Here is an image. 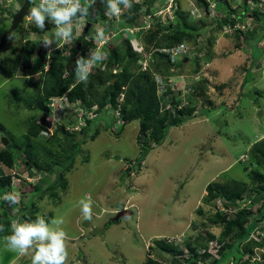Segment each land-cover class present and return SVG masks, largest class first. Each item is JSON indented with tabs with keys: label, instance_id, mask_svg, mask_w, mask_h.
<instances>
[{
	"label": "rangeland",
	"instance_id": "374dc122",
	"mask_svg": "<svg viewBox=\"0 0 264 264\" xmlns=\"http://www.w3.org/2000/svg\"><path fill=\"white\" fill-rule=\"evenodd\" d=\"M153 1L158 2L160 8L165 11L162 22L168 18L174 25L175 9L179 6L187 13L189 22L196 25H199L200 21L203 22L204 28L199 27L201 34L198 37L195 34L193 38L183 41L191 50L188 60L184 62L182 58L175 59L173 67H167V70L161 73L179 82L182 90L178 100H184L185 96L188 101L191 97L189 94L185 95L182 88L185 83H192L191 80H197L196 77L200 80L206 79L210 84L209 98L217 107L212 111L202 109L206 103L198 102L192 116L196 117H187L186 122L180 126L168 129L166 138L160 144H152L150 141L152 149L141 162L140 170L132 169L130 172H127L128 164L125 159L138 158L143 142V136L139 137L138 122L118 125L114 121L115 116H112V112L107 108L103 113L99 112L105 120L106 128L102 125L93 140L86 139L82 144L81 151L74 158L73 167L65 172L66 190L58 189L54 196L44 191L41 198L40 192L34 194L37 213L45 214L46 219L59 216L64 220L62 227L67 233V264H139L148 256L159 260L168 259L169 254L162 251L154 241L158 236L183 238L184 247L188 241L191 244H205L211 241L210 244L215 246L220 231V226L214 225L219 220L217 212L230 214L232 218L234 212L243 206L250 211L249 217L253 218L258 216L264 207V198L263 204L259 201L253 203L249 197L239 201L237 206L230 204L225 207L221 201L224 199L220 197L212 204L204 203L205 188L213 182L223 183L235 179L244 181L248 189H252L253 183L247 173L253 170L254 165L245 163L241 158L255 141L264 138V37L256 45L258 55L257 52L252 53L250 43L243 41V38H250V7L258 6L257 3L249 0L250 7L246 9L247 16L242 23L221 27L217 22L225 11H222L221 5L215 0H208L210 7L208 6L207 16L195 7L193 0ZM81 2L85 3L84 0ZM240 3L241 0H236L230 1L229 4L232 8L240 7L244 10ZM5 4L12 3H9V0H0V32L9 28L12 13L18 9V6L16 8L12 5L8 12L3 11ZM259 7L261 8L260 4ZM106 8V3H102L91 30L96 24L104 23L103 20L107 17ZM154 10L156 9L150 7L147 13L153 16ZM155 20H159L157 15L150 19V24H155ZM126 25L120 22L108 27L109 31L117 34L112 46H122L121 43L127 41L133 45V49L136 45L139 46L140 42V48H144L142 38L122 31ZM261 29L258 28L256 34H259ZM35 30L33 24L24 20L8 42L0 47V148L13 143L19 137L22 138L27 131L26 122L39 115L38 110L29 107L27 103L35 94L33 88L38 80L30 75L36 70L29 72L21 67L14 69L13 66L16 51H20L22 45L25 46L23 40L51 37L56 28L51 23L40 32ZM236 30H241V37L236 36ZM148 49L145 51L150 53L151 57L153 48ZM151 58H154L151 59V65L155 64V57ZM33 65L40 66L41 63L34 60ZM249 67L250 79L241 86ZM178 89L179 87L173 89L174 94ZM239 90L245 96L239 100L236 108H231L238 98ZM13 93L19 94L20 97H15ZM172 95L173 93L165 96L161 102L164 107H168ZM164 107H161V111H164ZM201 111L205 114H200ZM86 114L95 116L88 112ZM104 120L100 123L103 124ZM81 124L84 125L85 122L79 121L78 125ZM113 125L118 127L113 128ZM3 137L8 140L4 146ZM74 137L78 140L81 136ZM46 147L51 151L48 155L60 165H63L70 155L64 150L61 141L57 144H47ZM10 148L16 152L17 160H21L24 156L21 151H16L14 146ZM22 168L32 176L30 181L33 183H22L17 187L14 185L13 191L19 194L20 203L11 207L10 217L19 214L20 208L27 205L26 200L33 190L46 184L39 180L43 174H37L34 167L28 170L23 166ZM55 177L52 176L53 179ZM86 196H91L93 201L91 221L84 220L78 204V201ZM261 204L262 207L259 208ZM124 207L130 208L133 214L112 222L116 212ZM199 207H202V213H199ZM263 219L260 214L256 223L264 225ZM252 229L253 227L250 228ZM209 231L215 235L212 240H209ZM232 241L235 242L236 239ZM238 250L245 251L244 244L236 243L233 252L223 264H231L234 261L233 254ZM215 251L216 248L213 247L211 252ZM30 256L31 254L22 256L8 250L3 243V237H0V264H31Z\"/></svg>",
	"mask_w": 264,
	"mask_h": 264
},
{
	"label": "trees",
	"instance_id": "16d2710c",
	"mask_svg": "<svg viewBox=\"0 0 264 264\" xmlns=\"http://www.w3.org/2000/svg\"><path fill=\"white\" fill-rule=\"evenodd\" d=\"M193 1L194 4L203 11V14L207 16L206 12L208 11L209 6L208 0ZM215 1L221 5L222 11H225V14L222 15L221 19L217 22L221 27L226 26V24L232 27L238 23H242L243 19L247 16L245 13L246 9L250 7L249 0H241L240 5L243 6L244 10L240 9V7H231L229 4L230 1L235 2L236 0ZM254 1L258 6L253 5L250 7L252 10L251 31L248 32L250 38H243V41L250 43V46L253 49L252 53L255 54L257 52L258 55L259 51L256 48V45L264 37V1ZM153 3V0H145L143 2L144 5H147L143 15L150 11V7ZM259 4L261 5V8L259 7ZM139 8L140 6L133 5L130 9L126 19L128 24H137L139 22L140 17L136 16ZM175 17L176 23L174 25L168 19L165 22L160 20L155 24L153 23L152 27L142 36L145 50L148 51V48H153V55L151 53L150 56H154L156 59V63L152 65L151 60H149V66L145 69H142L141 63H139V61L143 60L142 55L136 53L129 42L124 41L121 43L123 48L120 45L118 47L112 46L108 49L106 61L103 62L104 67H99L95 73H91L87 83H81L77 82L75 79V73L73 71L74 64L70 72L65 74L66 58L61 55L59 50L54 51L50 57L49 70H41L39 74L33 76L37 78L38 83L35 85V88H33L35 94L31 99L27 100L28 106L37 109L39 114L42 112L49 114L50 109L45 101L49 97L59 96L67 90V96L71 101L79 100V103L86 107H90L94 103H97L100 113H103L107 105L114 108L120 105L119 113L121 114V118L126 123L135 120L138 121L139 137L143 136L139 157L135 160L125 159V162L128 164L127 172H130L132 169H134V171L140 170L141 162L152 149L151 143H149L150 141L152 144L156 145L163 142L167 136L168 129L180 126L186 121L187 117L193 116V112L196 109L198 102L206 103L202 106V109L212 111L217 107L212 104V100L209 98L210 94L208 91L210 84L203 78V80L201 79L198 83L193 84L194 91L188 95L191 96L188 98L189 106L178 109L176 106L180 100L171 96L169 102L172 104V110L161 111L162 106L160 104V98H158L156 94L154 74L160 73L167 77V75L162 74L161 72L167 70L166 64L170 62V59L167 54L161 53L157 49L166 48L184 40H189L193 38L195 34H197L196 37H198V35L201 34V28H204L203 22L201 21L199 25L189 22L187 13L183 12L180 6L175 10ZM199 27L201 28L199 29ZM258 28L262 29L259 34H256ZM37 30L41 31L40 29ZM171 30H173V32H169ZM236 36L241 37V30H236ZM251 39L252 42H250ZM21 50L22 49H20V52L14 59V69L18 66H22L27 69L37 70L36 66L30 64L35 47L31 45L29 41H26L23 48V55ZM76 50L77 49H75V52ZM151 57L150 59H154ZM250 69L251 67L246 69V75L241 82V86L250 79ZM188 84L191 83L188 82ZM71 85L73 86L71 87ZM171 92V89H168L165 94H170ZM121 94H123V101L119 102L118 97L121 96ZM13 95L17 98L20 97L19 94L13 93ZM242 96L243 94H241L239 90L237 99ZM37 118L38 115L31 117V119L26 122L25 126L27 131H25L22 138L19 137L8 146L0 148V160L1 165L4 168L10 169L14 167L17 162L19 166H23L27 170L30 167H34L44 175L41 181L46 184L31 192V196L26 200L28 201L27 205L20 208L19 214L16 215V217L22 215L21 218H18L21 220L29 218L34 219L37 215L38 209L35 207L34 201L35 192H40L39 198H41L44 191H47L48 193L50 192V195L54 196L58 189L61 191L66 190L67 180L65 172L73 167L75 163L74 158L81 151V144L88 138L87 132L90 129V125H92L88 120V126L82 130V133H85V139L83 137L81 140H75L74 135L76 134H72L65 130L63 125H58L54 129L53 135L50 138L44 139L45 137L38 138L40 130L45 127L39 124ZM97 133L98 130L92 131L89 140H93ZM60 141L63 142L64 150L67 151L66 153H70L63 165H60L57 161L54 162L51 156L48 155L51 154V151L46 147L47 144H57V142ZM11 146H14L15 149L21 151L22 155H24L21 160H17L16 156H14V152L10 148ZM247 153V162L254 165L253 170H250L247 173L253 183L252 189L249 190L247 187L248 185L244 181H238L235 179H230L223 183L213 182L208 184L205 188V204L214 203L218 197L224 199L221 201L226 207L230 204L237 206L238 202L242 201L244 198L246 199V197H249L253 203L264 198V138L254 142ZM0 174V195H2L11 187L12 176L10 174H4L2 170H0ZM53 175L56 176L54 179L52 178ZM50 176L52 179L48 178ZM12 206L14 207L16 205H9L4 200L0 199V207L2 209L0 224L5 225V231L0 232V237L10 234V223L13 219L10 217V209ZM22 209L26 210L23 214ZM198 211L199 213H202V207H199ZM259 213L264 215V209L261 208ZM249 214V210L242 208L236 212L233 219L228 220L226 215H221L217 212L216 215L219 220H217L218 223L214 225L220 226V231L215 246L210 244L211 241L205 244H191L188 241L185 247L192 252L195 257L198 256L196 252L197 248H202L205 251L201 255L202 259L212 255L214 252H211V249L215 247L216 252L219 254V258L213 259L210 264H223L228 254L233 252L235 244L243 243L246 240L248 233L251 231L250 228L254 227L258 216L260 217L259 214L258 216L256 215L255 218L250 219ZM208 234L209 240L214 239L215 235H213L211 231H209ZM234 238L236 239L235 242L232 241ZM155 242L160 246L162 251L169 254L167 257L168 259L165 258L164 260L162 259V261L148 256L139 264H187L188 260L180 261L179 259V255L182 254L180 246L183 245V243H167L165 240H156ZM255 246L262 247L264 246V242L253 239V241L244 243V249L247 252L252 251ZM241 253L242 252L239 250L235 253V260H240L239 255H241ZM261 258L264 260V255H262ZM242 264H264V261L251 262L249 259H246Z\"/></svg>",
	"mask_w": 264,
	"mask_h": 264
},
{
	"label": "clouds",
	"instance_id": "9594fccd",
	"mask_svg": "<svg viewBox=\"0 0 264 264\" xmlns=\"http://www.w3.org/2000/svg\"><path fill=\"white\" fill-rule=\"evenodd\" d=\"M24 1L25 0H9V3H12V4H7V5L5 4L3 11L8 12L10 9H12V5H14V7H16V8L18 6V9L17 10L15 9L14 13H12V18H13L14 14L23 5ZM96 1L97 0H94L92 2L82 3L81 0H39V2H37L36 0H28V2H29L28 11H27L24 19L20 22V24H22V22L24 20L25 21L28 20V22L30 24H33L35 26V28L40 29V30H44L45 27H48L51 23L56 28L55 32L52 34L51 37L46 36L42 39L35 38V39L23 40V43H26V41H29V43L35 47V51L33 52V56L31 57V60H30L31 61L30 64L33 65L34 60H38V62L41 63L40 66H36V68H37L36 72L32 73L30 75V77L39 74L41 72V70L48 71L50 68L51 54L54 51L59 50L61 52V55L64 58H66L65 74H68L70 72L69 71L68 73H66L67 62L69 60H72L71 68L74 64L73 71L75 73L76 81L81 82V83H87L91 73H95L99 67L100 68L104 67V65H102V61H106L107 50L112 47V41L114 40L115 35H117L114 32L109 31L108 27L110 28L111 25H113V23L117 24V23L122 22L125 25L128 24L126 19H127L129 11L133 7V5H139L140 8L142 6H145V10L147 8V5L143 4V2L145 0H139V2H138V0H137V2H135L134 0H100L101 4L106 3L107 11H106L105 15L107 17L104 18V20H103L104 23L95 22L98 24H96L93 27V29L91 30L94 19L97 16V13H96L93 20L91 21V24H90L88 30L86 31V29H85L86 24L89 21L90 13H91ZM100 7H101V5H100ZM100 7H99V9H100ZM151 7L156 9V10H154L155 13L153 16L149 15L148 13L143 15V13L145 12V10H144L141 14L138 15V17H140V20L137 24L129 23L130 25L129 26L126 25L125 30H122V31L129 32L132 35H136L137 37H139L141 39L142 36L152 27L153 23L151 22V24H150V19H152L153 17H156V15H157V18L159 20H161L164 13H165V11L160 8V4L158 2H156V3L154 2ZM169 7L171 8L172 5L170 4ZM195 7L197 9H200L196 5H195ZM209 7H210V5H209ZM0 9H2L1 5H0ZM99 9H98V11H99ZM165 10L168 11V8H166ZM148 16H149V18L147 19ZM121 17H122V19H121ZM145 19H147L149 27H147L145 30H140L137 32H130V29H132L133 27H138L140 24L143 23V21ZM167 19L168 18H166V20ZM159 20L158 21L155 20V21L159 22ZM45 22H48V26H45ZM10 24H11V22H10ZM226 26L231 27L230 25H226ZM7 29H4L3 31H1V35ZM37 29L35 30V32H40ZM12 34L10 35V37L12 36ZM1 35H0V37H1ZM79 39H81V40H79ZM86 41H87V43H86ZM101 41H105V44L98 46V43ZM53 44H55L56 46H52ZM141 44H142V42H140L139 46L136 45V48H134L133 50L136 53H138L139 55H142L143 60L141 62V66H142V69H145L146 67L149 66L148 65L149 60H151V59L149 57L150 53L145 51V49H144L145 47L140 48ZM184 44H185V42L182 41V42H179L175 45L166 47V48H170V47L176 46L175 49L170 50V54L172 56L173 61H172L169 54L162 51V49H164V48H158L157 50L161 53L168 55L170 62H168L166 65L171 63L172 67H173V62L175 61L176 55L183 52L185 46H186L187 52L182 57H179V59L182 58L183 59L182 61H184V59L186 58L188 60V54L191 53V50L187 44H185V46H184ZM131 46L133 48L132 44H131ZM23 48L24 47L22 45V47H20V49H22L21 50L22 55H23V51H24ZM75 49H77L76 52H75ZM19 52L20 51H18V52L16 51L15 58ZM75 57H76V59H75ZM74 59H75V61H74ZM13 62H14V60H13ZM19 67H21L25 71H29V72L32 71V69H27L26 67H22V66H18L17 68H19ZM71 68H70V70H71ZM114 72H115V70H114ZM163 77H166V76H163L160 73L154 74V82L156 85V94H157L158 98H160V104L162 102V98L165 99V96H169L172 93H174V90H173L174 88L171 89V88L167 87V89L164 92H161L159 90L156 79L157 78L163 79ZM196 78H197V80L193 78V80H192L193 82L192 83L190 82L191 84L185 83V85L182 88L186 91L187 88L192 87L193 91H194V85L193 84L198 83L200 81L199 77H196ZM194 81H196V82L194 83ZM72 86L73 85H71V87ZM178 87H179L178 92H177L178 96L176 94L172 95V97H174L175 99H177L179 97V92L182 90V89H180L179 82L177 83L175 88H178ZM168 89H171L172 92L170 94H165L168 91ZM191 92L192 91L185 92V95H187V94L190 95ZM67 93H68V90L63 92L59 96L49 97L45 101V103L47 104L50 99H53V98L59 99L60 97H66V100L64 103L65 104L64 105L65 106V110H64L65 114H63V113L59 114L58 120L54 119L53 114L51 112V108L47 104L50 111H49V114L46 113V119L51 123V127L47 128L44 126L45 128L40 130V133L38 134V138H41V137L42 138L45 137L44 139L50 138L53 135L54 129L58 125H63L65 130H67L68 132H70L72 134H76L78 136L80 135L81 137L79 138V140L83 139V137L85 139L86 138L84 136L85 133H82V130L88 126V120H89V122L92 124V125H90V129L88 130V132L86 130L87 136H88L87 140H89L90 139L89 137L92 135V131L98 130V132H99V129L102 125H103V127H105V120L103 119V117L99 113V106L97 103H94L90 107H86V106L80 104L79 100L71 101L69 99V97L67 96ZM121 95H122V101H123V94H121ZM244 96L245 95L243 94L242 97H244ZM119 97H121V96H119ZM119 97H118V99H119ZM242 97H240L239 99H236L235 102L233 103V105L231 106V108L233 106L237 105L241 101L240 99ZM122 101H119V102H122ZM179 104H182L181 108L187 107L190 105L189 101L186 100L185 96H184V100H183V98H180V102L177 104V106ZM118 106H117L118 108L117 107L114 108L110 105H107L106 108L108 109V111H110V113L112 112L111 113L112 116H115L114 121H116L118 123V125H120V124L124 125V124H126V122L121 118V114L119 113L120 112V105H118ZM161 106L164 107L163 104H161ZM172 108L173 107L171 104V109H164V110H172ZM178 109H180V108H178ZM116 111L118 112V115H116ZM79 112L82 113V115L84 117L79 116L78 115ZM86 112L92 113L95 116L91 117L90 115L86 114ZM42 113H45V112H42ZM42 113H40L38 115L37 119H39V117L41 116ZM189 118H191V117H189ZM81 120H83L85 122V124L84 125L81 124V126H79L78 123ZM103 120H104V123L103 124L100 123V122H103ZM117 127L118 126L113 125V128H117ZM86 141H84V143ZM3 146H4V144H3ZM16 151H18V150L16 149ZM15 154H16V152L14 153V156H15ZM241 159H242V161H245V163H248L247 162L248 153L245 152L243 158H241ZM0 170H2L4 172V174H10L12 176L11 187L6 192H4L2 195H0V199L4 200L9 205H18L20 203V197H19L18 193L13 191L14 190L13 187H14V185L17 187V186H19V184L21 185L22 183L23 184H32L33 182L29 181V179H31L30 177H32V176H30L27 171H23L24 169L21 166H19L17 162H16L14 167H12L10 169H6L1 165V160H0ZM37 172H38L37 174H40V173L43 174L42 172H39V171H37ZM0 177H1V174H0ZM43 177H44V175H43ZM42 178L41 179L39 178V180L41 181ZM262 200H260L259 202H261L263 204ZM78 204H79L80 211L82 213L84 220L91 221L92 220V205H93V201H92L91 196H86L85 198H81L78 201ZM262 204L259 206V208L262 207ZM124 208H126V207H124ZM242 208H245V207L242 206ZM262 209H264V207ZM238 210H236L234 212L232 218L229 216L230 214H227V213L221 212V215H226L227 216L226 218L228 220L233 219ZM24 211H25V209H22V214L24 213ZM220 211H222V210H220ZM228 213H230V212H228ZM16 215L17 214L14 215L15 217L11 216V218H13V219L10 223V234L5 235L3 237V243L8 250L17 252L18 254H20L22 256L31 254V256H30L31 264H67V260H68V251H67V243H66L67 233L64 230V228L62 227L64 225L63 218L56 216V217H53L49 220V219H46L45 214L37 213V215L35 216L34 219L29 218V219L21 220L18 218H21L22 215L21 216L19 215L18 217H16ZM254 217H256V216H254ZM253 218H250V219H253ZM262 218H264L263 214H262ZM262 222H264V219L262 220ZM262 222H260V223H262ZM4 231H5V225L0 224V232H4ZM167 238H170V236L169 235L164 236V238H162V236H158V238H156V239H157V241L165 240L167 242ZM253 239H257L259 241L264 242V225L256 223L254 225L253 229L248 233L246 240L242 244L249 242V241H253ZM181 240L179 241V243L184 242L183 238H181ZM154 241H156V240H154ZM167 243H169V242H167ZM148 248H149V246H148ZM180 248L182 249V254L179 255V259H180V261L188 260L187 264H210V262L213 259L219 258V254L216 251L212 255L206 257L205 259H202L201 255L205 252L202 248H197V250H196V252L198 254L197 257H195V255L192 252H190L183 245H181ZM241 252L242 253H241V255H239L240 260H238V263H235L236 260H235L234 255L236 252L233 254L234 261H232L231 264H242L244 262V260H246V259H249L251 262H256V261L257 262H263L264 261L261 258V256L264 255V246H262V247L255 246L252 249V251H249V252L241 251ZM192 255H194V256H192ZM185 256H187V257H185ZM214 256H216V257H214ZM228 256H229V254H228ZM242 256H247V258L244 259V257H242Z\"/></svg>",
	"mask_w": 264,
	"mask_h": 264
},
{
	"label": "water",
	"instance_id": "95a60500",
	"mask_svg": "<svg viewBox=\"0 0 264 264\" xmlns=\"http://www.w3.org/2000/svg\"><path fill=\"white\" fill-rule=\"evenodd\" d=\"M100 5H101L100 0H97L92 11H91V13H90L89 21L86 24V28H85L86 31L88 30V28L91 24V21L93 20L95 14L97 13ZM28 8H29V2H28V0H25L23 5L14 14L9 28L2 33V35L0 37V47L4 46L7 43L10 35L18 28L20 22L24 19L25 15L28 11ZM144 10H145V6H142L138 10V13L136 14V16L141 14ZM45 26H48V22H45ZM186 61H187V59L185 58L184 62H186ZM71 64H72V60H69L67 62V65H66V73H68L70 71ZM166 67H172V64L169 63L168 65H166ZM38 122L41 126H45L47 128L51 127V123L46 119V113L41 114V116L38 119ZM2 142L4 145H7V143H8V141L5 137L2 138ZM132 214H133V211L130 208H123L122 210H119L116 212V214L114 215L113 219H111V221L112 222L119 221L120 219L129 217Z\"/></svg>",
	"mask_w": 264,
	"mask_h": 264
},
{
	"label": "built area",
	"instance_id": "2783aa9c",
	"mask_svg": "<svg viewBox=\"0 0 264 264\" xmlns=\"http://www.w3.org/2000/svg\"><path fill=\"white\" fill-rule=\"evenodd\" d=\"M36 1L39 2V0H36ZM84 1L85 2H92L94 0H84ZM134 1L137 2V0H134ZM138 2H139V0H138ZM148 18H149V16L147 17V19ZM147 19H145L143 21V23L140 24L138 27H133L132 29H130V32H133L132 30H134L135 32L140 31V30H145L147 27H149V24L147 22ZM104 44H105V41H101V42L98 43V46L104 45ZM184 46H185V44H184ZM175 47L176 46L170 47V48H164V49H162V51L165 52V53H167V54H169L170 57H171V59H172V56L170 54V50L175 49ZM186 52H187V49H186V46H185L184 51L181 52L180 54L176 55V58L175 59H177L179 57H182ZM172 61H173V59H172ZM156 80H157L158 88H159V90L161 92H164L167 89V87L168 88H171V89L175 88L176 85H177V83H178L176 80L173 81L172 79H170L168 77H163V79L162 78H157ZM190 91H193V88L192 87L187 88V90L185 92H190ZM175 94L178 96L177 91H176ZM173 95H174V93H173ZM65 100H66V97H60L59 99L53 98V99H50L48 101L47 104L51 108V112L53 114V118L54 119L58 120L59 119V114H62V113L65 114L64 113V110H65V106H64L65 105L64 104L65 103ZM118 100L119 101H122V95H121V97H119ZM181 106H182V104H179L177 106V108H181ZM164 108L165 109H170L171 108V104L169 103L168 104V107H164ZM78 115L81 116V117H84L82 115V113H80V112L78 113ZM116 115H118V112L117 111H116ZM29 181H30V179H29ZM180 240H181L180 238L179 239H175V238H171L170 239V238H167V242L174 243V244L177 243V242H179ZM185 257H187V256H185Z\"/></svg>",
	"mask_w": 264,
	"mask_h": 264
},
{
	"label": "crops",
	"instance_id": "0c3cea01",
	"mask_svg": "<svg viewBox=\"0 0 264 264\" xmlns=\"http://www.w3.org/2000/svg\"><path fill=\"white\" fill-rule=\"evenodd\" d=\"M234 107L236 108V107H237V105H235ZM233 109H234V108H233ZM200 114H202V115H203V114H205V113H204V111H201V113H200ZM195 117H196V115H195L194 117H192V118H195Z\"/></svg>",
	"mask_w": 264,
	"mask_h": 264
}]
</instances>
